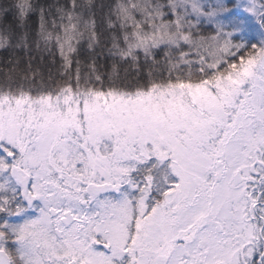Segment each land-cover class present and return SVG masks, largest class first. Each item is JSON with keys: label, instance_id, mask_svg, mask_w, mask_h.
Listing matches in <instances>:
<instances>
[{"label": "snow or ice", "instance_id": "obj_1", "mask_svg": "<svg viewBox=\"0 0 264 264\" xmlns=\"http://www.w3.org/2000/svg\"><path fill=\"white\" fill-rule=\"evenodd\" d=\"M0 264H264V0H0Z\"/></svg>", "mask_w": 264, "mask_h": 264}]
</instances>
